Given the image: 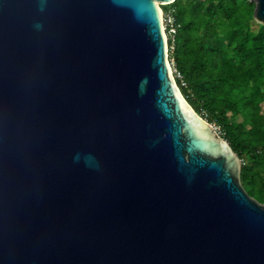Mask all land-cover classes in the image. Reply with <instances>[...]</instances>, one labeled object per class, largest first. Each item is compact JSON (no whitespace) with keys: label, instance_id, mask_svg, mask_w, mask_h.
<instances>
[{"label":"water","instance_id":"95a60500","mask_svg":"<svg viewBox=\"0 0 264 264\" xmlns=\"http://www.w3.org/2000/svg\"><path fill=\"white\" fill-rule=\"evenodd\" d=\"M172 1L0 0V264H264V204L172 76Z\"/></svg>","mask_w":264,"mask_h":264},{"label":"trees","instance_id":"16d2710c","mask_svg":"<svg viewBox=\"0 0 264 264\" xmlns=\"http://www.w3.org/2000/svg\"><path fill=\"white\" fill-rule=\"evenodd\" d=\"M208 1L205 16L197 0H192L187 9L175 2L172 5L180 25L172 59L183 77L175 81L189 105L196 112L200 107L206 109L210 121H219L225 111L241 115L251 133L258 134L257 148L263 153L253 158L264 165V115H260L264 102V25L255 35L243 29L240 23L248 7L246 0ZM187 13L190 20L184 24L181 16ZM215 23L222 26L220 31ZM200 31L203 33L199 36ZM243 88L248 90L247 95L242 93ZM226 134L239 158L249 152L248 146L234 139L229 130ZM240 179L243 187L250 184L248 167L242 166ZM246 192L264 203V185Z\"/></svg>","mask_w":264,"mask_h":264},{"label":"rangeland","instance_id":"374dc122","mask_svg":"<svg viewBox=\"0 0 264 264\" xmlns=\"http://www.w3.org/2000/svg\"><path fill=\"white\" fill-rule=\"evenodd\" d=\"M197 1H199L201 5V14L205 16L206 11L208 10L210 1L208 0H197ZM246 1L248 3V7L243 12L244 18L240 24L242 25L245 31L249 32L251 35H255L260 28V24L257 23L255 19L253 18V11H254L255 5L254 3L248 0ZM191 2L192 0H175L176 5L186 8V9L188 8ZM213 3L215 5L216 1H214ZM181 20H182V23L184 24L188 22L190 20L189 14L187 13L184 16H181ZM215 25H217L216 29L220 31L222 26L217 23H215ZM202 33L203 31H200L198 35L200 36L202 35ZM178 79L183 80V77L181 76V74H180V78ZM261 90H264V84L261 86ZM242 93H244V95H247L248 90L246 88H243ZM260 105H261L260 115L263 116L264 115V102H262ZM196 113L214 128V131L217 133L218 136L224 139L227 138L228 135L226 134V132L227 130H229L234 139L241 140L245 146H248L249 152L242 153V156L240 157L242 166H246L249 168L250 184L244 186L245 191H248L252 187H255V189H259L262 185H264V165L254 160L253 158L254 154L257 155V157H260L263 153L260 149L257 148L258 134L251 133V131L249 130V125L244 122L243 117L241 115H233L230 111H225L224 114L219 116V119H220L219 121H215V120L210 121L208 119L206 109L200 107L199 111Z\"/></svg>","mask_w":264,"mask_h":264},{"label":"built area","instance_id":"2783aa9c","mask_svg":"<svg viewBox=\"0 0 264 264\" xmlns=\"http://www.w3.org/2000/svg\"><path fill=\"white\" fill-rule=\"evenodd\" d=\"M175 0L171 3L165 4L161 7L162 9V30L166 41L167 61L171 69L173 78H180V73L177 72L172 54L175 47V39L179 30V23L176 19V10L172 6ZM164 8V9H163ZM182 81V79H180Z\"/></svg>","mask_w":264,"mask_h":264},{"label":"clouds","instance_id":"9594fccd","mask_svg":"<svg viewBox=\"0 0 264 264\" xmlns=\"http://www.w3.org/2000/svg\"><path fill=\"white\" fill-rule=\"evenodd\" d=\"M91 158V157H90ZM76 159H79V156L77 155Z\"/></svg>","mask_w":264,"mask_h":264}]
</instances>
